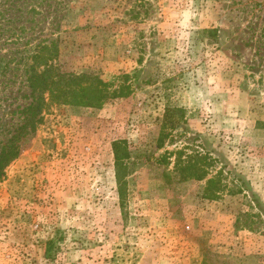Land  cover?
Listing matches in <instances>:
<instances>
[{
  "label": "rangeland",
  "instance_id": "rangeland-1",
  "mask_svg": "<svg viewBox=\"0 0 264 264\" xmlns=\"http://www.w3.org/2000/svg\"><path fill=\"white\" fill-rule=\"evenodd\" d=\"M54 43L60 71L125 95L48 99L23 132ZM13 139L0 264H264V0H0V151Z\"/></svg>",
  "mask_w": 264,
  "mask_h": 264
},
{
  "label": "trees",
  "instance_id": "trees-1",
  "mask_svg": "<svg viewBox=\"0 0 264 264\" xmlns=\"http://www.w3.org/2000/svg\"><path fill=\"white\" fill-rule=\"evenodd\" d=\"M59 55L58 45H40L37 52L32 57L29 67L30 76L28 85L31 90V105L25 110L26 123L22 126V131L26 132L29 126L33 130L35 126L42 122L41 116L48 99L51 102L61 105L101 108L109 99L122 97V91H112L108 84L96 76L82 75L77 76L71 73L60 71L54 62ZM124 141L114 144L115 167L117 168V178L121 183V191L124 188L125 174L129 167L127 161L129 153ZM20 155L19 149L14 144V139L9 141L0 151V181L5 176V170L9 164L16 160ZM207 174L197 177L199 181L205 180ZM218 186V180H208V197L217 198L218 195L211 193L213 187Z\"/></svg>",
  "mask_w": 264,
  "mask_h": 264
}]
</instances>
